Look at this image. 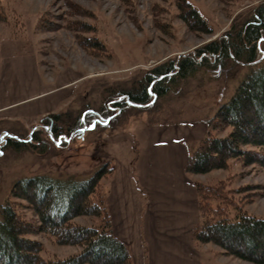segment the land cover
Instances as JSON below:
<instances>
[{"label": "rangeland", "instance_id": "obj_1", "mask_svg": "<svg viewBox=\"0 0 264 264\" xmlns=\"http://www.w3.org/2000/svg\"><path fill=\"white\" fill-rule=\"evenodd\" d=\"M185 1L205 22V32L189 30L181 19L180 7L185 12ZM263 1L0 0L5 12L4 22H0V80L4 74L7 87L19 85L24 88V97L38 96L13 112L25 110L30 104L44 106L59 100V106L52 105L55 108L47 115L66 113V123L62 125L65 130L77 116L112 114L108 119L99 116L98 121L88 125L81 135L67 139V143H62L66 141L64 135L57 143L45 135L38 121L42 115H36L39 119L31 127L25 126L34 118L0 120V207L9 202L24 221L36 227L39 221L31 205L12 196L14 184L33 177L63 184L85 181L109 164L117 178H113V183L112 177L101 183L111 216V231L125 244L130 264H142L147 255L141 238L140 211L147 199L141 194L143 189L135 174L139 144L132 136L123 134V128L134 118H141L149 124L189 128L204 123L207 132V122L232 98L252 69L264 63V41L259 44L257 65L247 66L229 59L221 68H213L214 59L209 57L208 68H198L185 80L166 82V94L151 97L147 107H125L124 93L144 86L145 76L154 68L196 52L209 42H221L233 26L250 20ZM79 23L89 25L92 31L75 32ZM77 36L92 42L97 39L101 46L94 50L81 48ZM66 84V91L59 87ZM66 92L71 95L63 100ZM116 102L120 105L115 106ZM33 127L41 133L45 147L15 151L5 146L11 133L29 140ZM196 145V139L189 143L193 148ZM192 177L205 185L220 183L224 192H231L227 194L235 204L234 210L238 208L264 219V167L231 160L225 170ZM234 210L230 215L235 214ZM98 221L92 216L73 220L83 227H97ZM199 223L198 217L195 226ZM192 231L191 249L199 256V264H252L227 255L212 243H195ZM24 237L41 244V257L47 261L67 259L81 252L80 246L58 244L52 236L39 231Z\"/></svg>", "mask_w": 264, "mask_h": 264}, {"label": "trees", "instance_id": "obj_2", "mask_svg": "<svg viewBox=\"0 0 264 264\" xmlns=\"http://www.w3.org/2000/svg\"><path fill=\"white\" fill-rule=\"evenodd\" d=\"M185 3V12L180 7L183 22L191 31L205 32V22ZM4 19L5 12L0 3V22H4ZM74 30L78 33L89 32L92 27L79 23ZM263 41L264 1L256 7L250 20L239 27L233 26L221 42H209L196 52L154 68L145 76L144 86L124 93L127 101L123 104L125 107H147L151 97L159 98L166 94V82L185 80L198 68H208L209 57L214 59L213 68H221L229 59L253 67L259 63L257 51ZM77 42L86 50L101 46L97 39L92 42L77 36ZM119 105L115 103V106ZM99 116L108 119L112 114L99 115L95 112L85 117L77 116L66 130L62 128L66 123L64 112L46 115L39 120V124L52 142L57 143L58 138L64 135L66 141L62 143H67V139L81 135L88 125L98 121ZM207 124L206 136L197 141L196 147L189 146L184 167L188 176H203L225 170L231 160H241L247 166L264 167V63L252 69L232 98L218 109ZM213 132H217V135ZM28 139L11 133L6 138L5 146L15 151H36L45 147L37 130L29 133ZM113 172L112 166L104 164L85 181H66L63 184L33 177L14 184L12 196L31 205L39 225L35 227L24 221L9 202L1 206L0 264H130L125 244L112 234L110 215L102 192L101 182L112 177ZM194 187L200 223L192 231L193 241L212 243L227 255L252 264H264V219L247 215L238 208L234 210L231 192H224L220 183L210 186L195 181ZM231 209L235 213L233 216L230 215ZM80 216H92L99 223L97 227L75 224L73 220ZM36 231L52 236L58 244L80 246L81 252L67 259L47 261L41 257V244L24 237Z\"/></svg>", "mask_w": 264, "mask_h": 264}, {"label": "crops", "instance_id": "obj_3", "mask_svg": "<svg viewBox=\"0 0 264 264\" xmlns=\"http://www.w3.org/2000/svg\"><path fill=\"white\" fill-rule=\"evenodd\" d=\"M6 83L7 79L4 81L2 74L1 121L34 118L32 124L25 126L31 127L39 119H36V115L46 116L55 108L52 105L59 106L61 103L58 100L50 101L52 103L44 106L30 104L25 110L13 112L17 107L24 106L26 102L38 96L32 94L24 97L22 86L7 87ZM59 87L65 89L67 84ZM8 89L11 90L10 93ZM70 95L71 93L66 92L63 100H68ZM191 127L149 124L141 118H134L122 130L123 134L132 136L139 144L135 174L137 182L143 189L141 194H145L147 199L143 210L140 211L141 238L147 255L146 260L143 258L142 264H199V256L197 257L195 251L191 249L190 236L199 217L195 180L184 172V167L189 155V143L192 139L196 141L202 139L207 126L199 123ZM113 178H117L115 172L110 181L112 183Z\"/></svg>", "mask_w": 264, "mask_h": 264}, {"label": "water", "instance_id": "obj_4", "mask_svg": "<svg viewBox=\"0 0 264 264\" xmlns=\"http://www.w3.org/2000/svg\"><path fill=\"white\" fill-rule=\"evenodd\" d=\"M35 129H37V127H33V128L31 129V132H33Z\"/></svg>", "mask_w": 264, "mask_h": 264}, {"label": "bare ground", "instance_id": "obj_5", "mask_svg": "<svg viewBox=\"0 0 264 264\" xmlns=\"http://www.w3.org/2000/svg\"><path fill=\"white\" fill-rule=\"evenodd\" d=\"M63 142V141H62Z\"/></svg>", "mask_w": 264, "mask_h": 264}]
</instances>
